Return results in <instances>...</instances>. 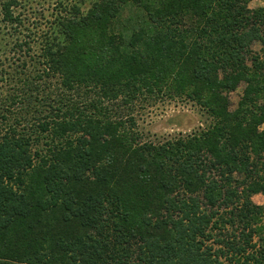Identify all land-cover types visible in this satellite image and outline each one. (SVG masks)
Instances as JSON below:
<instances>
[{
	"label": "trees",
	"instance_id": "1",
	"mask_svg": "<svg viewBox=\"0 0 264 264\" xmlns=\"http://www.w3.org/2000/svg\"><path fill=\"white\" fill-rule=\"evenodd\" d=\"M249 1L92 0L37 50L16 38L23 59H0V264H264V4ZM15 4L0 1L14 30ZM155 93L212 122L144 139L132 108Z\"/></svg>",
	"mask_w": 264,
	"mask_h": 264
},
{
	"label": "rangeland",
	"instance_id": "2",
	"mask_svg": "<svg viewBox=\"0 0 264 264\" xmlns=\"http://www.w3.org/2000/svg\"><path fill=\"white\" fill-rule=\"evenodd\" d=\"M91 1L16 0L14 12L19 18V28L14 30L5 26L0 14V59L2 61L3 58H6L5 61H2L4 66L9 67L12 63L14 66L19 62L17 59H23L20 57L21 52L13 53V43L16 38L23 39L25 37L26 39V35L29 34L30 37H34L31 42L32 50H37L39 40L35 37H42V34L48 30L51 32L50 29L57 26L58 16L64 13V9L69 11L71 4H76L80 6L81 11H85ZM263 4V0H251L248 6L255 8ZM125 15L123 14V17ZM254 49H258V45H255ZM243 88L244 83H240L234 91L227 93L231 109L236 107ZM0 95H2L1 92ZM148 98V102L144 100L135 102L132 108L136 128L142 133L144 139L156 141L182 136L198 132L212 122V117L204 108L186 97H168L162 96L161 93H155L154 97ZM260 128L264 130V124ZM252 200L257 204H264V194H255L252 196Z\"/></svg>",
	"mask_w": 264,
	"mask_h": 264
}]
</instances>
